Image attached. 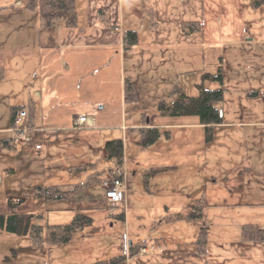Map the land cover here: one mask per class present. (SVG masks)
Wrapping results in <instances>:
<instances>
[{
  "label": "rangeland",
  "instance_id": "1",
  "mask_svg": "<svg viewBox=\"0 0 264 264\" xmlns=\"http://www.w3.org/2000/svg\"><path fill=\"white\" fill-rule=\"evenodd\" d=\"M5 1L10 0H0V214L10 213L12 198L24 199L16 205L20 212H41L33 221L45 227L71 220L78 210L92 220L69 241L44 246H34L29 235L0 226V264H88L122 254L130 242L138 241L148 247H140L127 264L262 262L252 258L248 246L263 247L264 252V242L242 240L241 228L249 220L264 226V123H256L264 121V2L123 0L127 23L132 11L140 13L142 3L149 2L144 6L145 20L130 23L140 27L136 29L141 46L124 49L122 58V48L117 53L100 46L49 52L42 65V56L35 51L39 38L47 43L59 31L72 29L42 25L39 8L29 9L26 0L19 8L6 6ZM89 1L115 0H77V10L85 11ZM78 19L74 38L79 26L92 25L87 15ZM191 21L201 23V31L182 40L198 50L195 56L183 55L180 48L187 51L186 44L175 45L183 25ZM154 33L162 36V42ZM163 41L175 52L158 47ZM219 71L222 81L203 77ZM125 76L136 84L135 102L124 99ZM199 83L225 89L217 102L223 112L221 122L207 128L197 115L161 113L162 100L169 105L175 100L174 87L197 95ZM31 100L36 116L30 136L15 148L3 145L4 138H20L11 124V106ZM23 111L25 121L27 111ZM75 113L90 115L93 123L75 124ZM147 120L162 134L144 145L138 127ZM115 137L124 142L128 188L124 201L111 202L99 184L87 190L93 197L34 195L35 184L84 182L88 173L71 169L81 163L95 162L104 179L112 178L113 161L104 149L106 141ZM199 199L203 218L168 220L171 213L189 212ZM123 208L125 220L117 216ZM201 225L207 232L206 256L197 254L194 243ZM209 229L213 230L209 233Z\"/></svg>",
  "mask_w": 264,
  "mask_h": 264
},
{
  "label": "trees",
  "instance_id": "2",
  "mask_svg": "<svg viewBox=\"0 0 264 264\" xmlns=\"http://www.w3.org/2000/svg\"><path fill=\"white\" fill-rule=\"evenodd\" d=\"M264 0H253L255 5H260ZM26 6L35 10L39 8L40 17L43 25L65 24L68 27H73L77 24V0H26ZM152 7L147 8L150 17L154 16ZM99 20L101 23L110 28H116V24L112 20V13L108 6L99 9ZM154 19V18H153ZM152 19V20H153ZM156 23V22H155ZM183 30L186 32L200 31L201 23L191 21L183 25ZM139 40L138 31L134 29H126L123 31V47L124 49L131 48L137 44ZM2 67L0 66V75ZM203 77L219 78L223 80V74L219 71L214 75L206 72ZM199 93L197 95H189L180 87H174L172 94H177L172 104H168L162 100L160 111L163 114L172 115H198L201 122L210 128L213 123H219L223 120V115H220V107L217 102L224 98V88H207L202 83L198 84ZM124 99L126 102H135L138 100V92L136 84L131 76L124 77ZM27 111V126H34L36 116V106L34 102L29 101L26 104L11 106V124L16 128V117L20 111ZM77 114H74V121ZM76 124V123H75ZM141 134V143L149 145L154 143L162 134V130L158 125H143L138 127ZM17 131L18 130L16 128ZM167 137L170 136L169 130H164ZM22 140L18 137L4 138L2 144L8 147L15 148L21 144ZM105 156L113 161L111 168L112 177L115 176L117 169L124 167V142L120 137L108 139L105 143ZM72 171L84 173L87 172V178L84 182L73 183H52V184H35L34 195L36 197L46 199H77L81 197H93L95 194L87 191L91 186L99 184L103 186L104 177L96 168L95 162L81 163L71 167ZM104 188V187H103ZM104 196L105 189L103 192ZM24 199L18 201L9 199V214H0V226L8 231L27 234L34 246L54 245L64 243L72 238L75 231L83 229L84 226L91 222L92 217L85 211H75L71 220L64 223L48 224L47 227L40 223L34 222L35 217H41L42 213H25L17 210L16 205L21 206ZM203 203L198 200L193 203L191 210L187 213L176 212L168 216V220H176L181 218L201 219L203 218ZM117 216L125 220V210L117 213ZM241 238L244 241L264 242V226H260L254 222H248L242 226ZM197 252L206 254L207 252V232L206 227L201 225L198 234L194 240ZM145 241L130 242L128 250L122 254L111 256L109 258L97 259L88 264H127L129 257L140 251V247L145 246Z\"/></svg>",
  "mask_w": 264,
  "mask_h": 264
},
{
  "label": "crops",
  "instance_id": "3",
  "mask_svg": "<svg viewBox=\"0 0 264 264\" xmlns=\"http://www.w3.org/2000/svg\"><path fill=\"white\" fill-rule=\"evenodd\" d=\"M5 2H7V4L5 3L6 6L9 5V3H11V4H14L13 6H15L16 8H19L20 6H22L24 4V0H14V1L10 0V1H5ZM153 2L156 3L157 0H153ZM148 3H149L148 1H145V2L142 3V5L140 7V9H141L140 13L132 11V15H131L132 17L130 18L131 19L130 23H133L136 20H140V22H143L145 20L144 17L146 15L145 14L146 11L144 9L145 8L144 6L145 5L148 6ZM104 6H108L110 8L111 13H112L113 22L117 26L116 28H108V27L104 26L101 23V21L99 20V15H98L99 14V9L101 7H104ZM123 7H124L123 6V0L108 1L107 3H98L97 1H94V3H93L91 1H89V4L87 5L86 10L85 11L77 10V13H78V18L79 17L81 18L82 14L87 15L90 18L91 24H92L90 26V28L86 27V26H83V25L79 26L78 27V37L74 38V32H75V29L77 27L75 25L73 27H69L72 30H69V32H67V33L59 31L56 34L55 38L49 39V41L47 43H43V41H41V38H39V45H38V43H35V51L38 50L36 53H38L40 56H42V58L40 59L41 64L43 65V62H44L43 60L45 58H48V55H50L49 52H51L53 55L55 53L64 54V52L66 50H71L73 48H82V47H97V46L110 47L112 50L115 49V51L117 53H118L117 49L118 48H122L123 51L120 52V55H121V58L124 57V53L125 52H124V47H123V43H122L123 42L122 34H121L122 31H124L126 29H134V30L137 31L136 28H140V27H138V25H131L130 23H127V21L125 20V17H124V10H123L124 8ZM149 7H152V6H149ZM77 9H78V2H77ZM78 21H79V19H78ZM53 25H58V29H64V27L66 26L65 24H53ZM142 27H144V26H142ZM156 28L157 27H155V30H156V32L158 34V30ZM195 32H199V31L186 32L185 30H183V32L179 33L180 36H181V39L177 37V41L175 42V45L180 48V46H182L181 43L183 44V40L182 39H187L188 38V37H186V34H192V33H195ZM155 35H156L155 33L152 34L153 37L157 38V40L162 42V40H161L162 36H160V37L157 36L156 37ZM168 44H170V43H167V42L165 43L163 41V43H162L163 46L158 45V47L159 46L162 47V48L166 47V49L172 48L173 49V53H174L175 52L174 48L172 46L168 45ZM185 44H186L185 47L187 48V51H185L183 49V47H182V49L180 48V50H182L183 55L186 54V55H189V56H195V54L198 53V50H193L191 47H188V46H190V44H188V43H185ZM185 44H183V46ZM137 45H140L139 42L137 43ZM156 52L157 51H154L153 54H155ZM66 66H69V65L66 64ZM42 70H43V67L41 66L40 67V73H42ZM122 78H123V74H122ZM36 92L41 94L40 91H38V90ZM21 112H24V111L22 110ZM91 116H92V118H94L93 115H91ZM94 120H95V118H94ZM200 123L204 124V123L201 122V120H200ZM252 123L253 122H250L249 124L252 125ZM256 123L262 124V123H264V121L263 120H259ZM164 124L168 125V123H164ZM146 125H152V124H150V122L147 120ZM32 130H33V128L30 127V129L27 131L28 135H29V132L32 131ZM35 143L38 144L36 141H35ZM103 177H105V176H103ZM127 190H128V188L126 186V195H127ZM126 195H125V198H126ZM256 220H259V219H256ZM248 222H254V223L260 224L259 221H251V220H249V221L243 223V225L248 223ZM261 222H264V218L261 219ZM211 230H213V229H209L208 230L209 233L211 232ZM211 237L214 240L213 236H211ZM220 240H222V239H220ZM256 244L258 245V243H256ZM250 245H253V244H250ZM145 246H147V245H145ZM158 247H160V246H158ZM252 247H254V248H252ZM157 250H159V249H157ZM248 250L250 251V255L252 256V258L253 257L254 258L255 257L261 258L262 262H257L256 264H264L263 247H258L256 245L255 246H248ZM148 252H149V249L147 248L145 253H148ZM196 252H197V250H196ZM197 254L200 255V256H206V255H208V252H207V254H199L197 252ZM178 257H180V256H178Z\"/></svg>",
  "mask_w": 264,
  "mask_h": 264
},
{
  "label": "built area",
  "instance_id": "4",
  "mask_svg": "<svg viewBox=\"0 0 264 264\" xmlns=\"http://www.w3.org/2000/svg\"><path fill=\"white\" fill-rule=\"evenodd\" d=\"M16 128L20 130V140L23 142L28 139L27 131L28 126L26 124V120L24 121L22 116L16 117ZM75 122L79 126H83L85 124L93 123V119H91L90 115L79 114ZM126 176L124 167L117 169L116 174L112 178H105L103 180V187L105 189L106 197L113 203L122 202L125 199L126 192Z\"/></svg>",
  "mask_w": 264,
  "mask_h": 264
},
{
  "label": "water",
  "instance_id": "5",
  "mask_svg": "<svg viewBox=\"0 0 264 264\" xmlns=\"http://www.w3.org/2000/svg\"><path fill=\"white\" fill-rule=\"evenodd\" d=\"M220 115H223V112H222V110H220Z\"/></svg>",
  "mask_w": 264,
  "mask_h": 264
}]
</instances>
